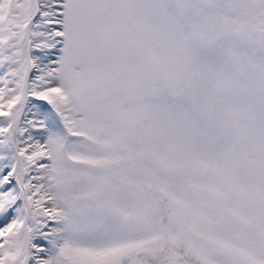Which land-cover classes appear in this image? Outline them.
Instances as JSON below:
<instances>
[{"label": "snow or ice", "instance_id": "6c2138e0", "mask_svg": "<svg viewBox=\"0 0 264 264\" xmlns=\"http://www.w3.org/2000/svg\"><path fill=\"white\" fill-rule=\"evenodd\" d=\"M0 264H264V0H0Z\"/></svg>", "mask_w": 264, "mask_h": 264}]
</instances>
